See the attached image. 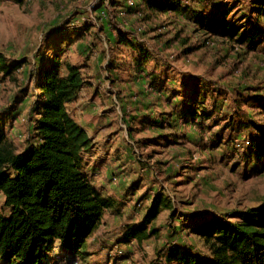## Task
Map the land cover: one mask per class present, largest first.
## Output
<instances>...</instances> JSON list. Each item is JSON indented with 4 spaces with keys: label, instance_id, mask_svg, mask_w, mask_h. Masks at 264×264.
<instances>
[{
    "label": "rangeland",
    "instance_id": "1",
    "mask_svg": "<svg viewBox=\"0 0 264 264\" xmlns=\"http://www.w3.org/2000/svg\"><path fill=\"white\" fill-rule=\"evenodd\" d=\"M221 2L206 0L203 6L216 7ZM110 3L105 0L86 10L79 0H22L20 3L0 0V50L11 59V64L25 57L27 63L12 76L0 80V134L5 130L16 150H25L26 139L33 135L32 125L25 117L26 110L21 111L19 118H13L10 111L14 110L12 114L15 115V109H22L19 100L27 107L30 105L33 82H26L25 78L38 63L44 45L54 43L49 42L51 37L46 36V32L62 20L75 23L86 39L73 36L70 46L63 44V52L58 56L71 63H84L89 86L80 92L77 102L68 111L92 137L93 145L84 154L92 184L113 196L120 207L119 214H108L104 218L89 240L91 256L88 262L73 264H165V252L174 247L205 258L203 251L207 253L208 249L203 240L188 231L190 225L185 226L191 213L230 216L236 211L256 207L264 200V174L252 175L253 165L246 166L242 155L237 154L234 161L229 162L227 158L219 162L223 152L221 148L215 150L214 143L216 138L223 137L219 133L223 122L219 126L207 122L200 128L179 124L174 129L162 131L141 124L156 112L167 109H150L151 104L162 98L161 93L150 84V76L145 78L137 70L129 74L128 48L121 54L115 49V35L107 19H101L102 12L114 11ZM212 11L209 9L205 13L210 15ZM152 14V10L144 6L138 17L131 14L126 22L131 26L135 24L130 30L132 41L144 45L150 57L162 62L154 69L157 62L150 61L147 69L160 71L158 73L166 80L161 78L160 81L167 90L183 94L184 85L195 84L191 82L192 77H201L220 88L223 107L231 105L238 96L241 100H250L254 95L264 97V40L252 50L234 38L229 40L226 35L212 36L210 42L205 43L206 36L197 29L199 26L181 10ZM147 15L152 16L143 20ZM118 19V27L125 30L122 18ZM99 23L103 30L94 27ZM243 25L242 30L247 29ZM148 29H155V32H147ZM157 33L164 35L161 41L171 39L169 49L165 50L161 41H157ZM182 40L187 44L182 45ZM186 47H192V52L185 54ZM52 53L49 47L45 57L50 60ZM167 96H171L170 92ZM177 101L176 96L173 102ZM245 103L244 115L264 124V114L252 102ZM226 130L224 141L230 137V130ZM170 132L176 135L173 143L168 138L157 137L158 133ZM129 140L134 143L132 147H129ZM241 142L238 136L234 144L239 147ZM226 151L236 158V151L241 149L236 150L231 142ZM162 190L171 205L162 209L151 222L155 236L134 248L120 242L122 227L141 225L152 198ZM0 212L7 214L1 196ZM53 252L45 264H61L57 259L59 251Z\"/></svg>",
    "mask_w": 264,
    "mask_h": 264
},
{
    "label": "trees",
    "instance_id": "2",
    "mask_svg": "<svg viewBox=\"0 0 264 264\" xmlns=\"http://www.w3.org/2000/svg\"><path fill=\"white\" fill-rule=\"evenodd\" d=\"M110 1L114 11L105 13V18L117 31L115 49L121 54L128 48L130 53L127 57L131 59L129 74L137 70L145 78L150 76V84L161 93L162 98L151 104L150 109L160 107L168 110L156 112L149 121L143 120L141 124L162 131L174 129L179 124L200 128L207 122L216 126L223 122L219 132L223 137L216 138L214 143L215 150L221 148L223 152L219 155V162H225L227 158H230L229 162L234 161L237 154L242 155L246 166L253 165L252 175L264 174V124L246 117L243 112V104L252 102L264 114V97L254 95L250 101L241 100L238 96L226 108L222 106L220 88L201 77H192L191 82L195 84L184 85L183 94L167 90L160 81V71L147 69L150 61L157 62L156 57H150L144 45L132 41L130 30L133 25L126 22V17L131 14L138 17L144 6L149 7L154 16L158 12L168 14L179 9L199 26L197 29L206 36L205 43H209L212 36L226 35L229 40L234 38L237 43L247 44L252 50L264 40V0H220L221 4L216 7L203 6L206 0H134L132 6L128 0ZM239 4L240 7L234 10ZM209 9L214 13H205ZM152 15L145 16L143 20ZM119 16L125 30L117 25L120 23ZM238 21L244 22L247 29L242 30L244 25ZM74 24L62 20L46 32V36L51 37L49 42L54 43L44 45L38 63L25 78L26 82H33L30 105L27 107L19 100L22 109H15V115L12 114L14 110L10 111L13 118H19L26 110L25 117L32 125L33 135L30 140L26 139L25 150L18 152L5 130L0 134V196L7 210V214L0 212L1 264H45L54 250L59 251L57 259L61 264L87 263L91 256L89 240L108 213L119 214L113 197L104 195L91 182L84 154L93 145L92 137L68 111L77 102L80 92L89 86L84 63H71L67 59L60 60L58 56L63 52V44L70 46L73 36L86 39ZM94 27L103 30L102 24ZM66 30L67 35L64 33ZM149 31L155 32V29ZM156 36L157 41H161L164 35L157 33ZM160 43L167 50L171 39L165 38ZM181 44L186 45V40H182ZM203 44L204 41H201ZM49 47L53 52L50 60L45 57ZM192 50V47H186L184 53L189 54ZM25 59L11 64V59L0 50V80L26 66ZM160 63L158 60L154 69ZM111 66L108 68L111 69ZM168 92L171 96H167ZM176 96L178 101L174 103ZM226 129L230 130V137L224 141ZM238 136L242 142L236 147L234 141ZM157 137L168 138L173 143L176 135L174 132L158 133ZM231 142L236 150L241 149L236 151V158L227 155ZM239 162L235 163L237 167ZM164 191L152 198V205L141 225L122 227L120 242L130 243L131 246L135 243L139 247L155 236L151 222L162 209L171 205ZM191 215L190 223L185 226L190 225L188 231L203 240L208 249L207 253L203 251L205 258L174 247L165 252V264H264V200L256 207L236 211L230 216ZM111 260L109 258V262Z\"/></svg>",
    "mask_w": 264,
    "mask_h": 264
},
{
    "label": "built area",
    "instance_id": "3",
    "mask_svg": "<svg viewBox=\"0 0 264 264\" xmlns=\"http://www.w3.org/2000/svg\"><path fill=\"white\" fill-rule=\"evenodd\" d=\"M100 0H80L79 1V3H80V5L84 8V9H90V8H92V7H94L96 4H98V2H99ZM133 2H134V0H128V4L130 5V6H132L133 5ZM106 17V14H105V12H103L102 14H101V19H104ZM135 24H133V26H134ZM111 31L114 33V35H117V31L116 30H114L113 28H111ZM143 39H144V37H143ZM91 51V50H90ZM92 54V53H91ZM93 55V54H92ZM94 56V55H93ZM151 88V87H150ZM129 143H131V146H129V147H132V145L134 144L133 143V141H130L129 140ZM132 150V149H131ZM132 153H133V151H132ZM85 156V155H84ZM121 255H123V254H119V256H121Z\"/></svg>",
    "mask_w": 264,
    "mask_h": 264
},
{
    "label": "crops",
    "instance_id": "4",
    "mask_svg": "<svg viewBox=\"0 0 264 264\" xmlns=\"http://www.w3.org/2000/svg\"><path fill=\"white\" fill-rule=\"evenodd\" d=\"M116 156H117V155H116ZM86 157H87V156H86ZM117 157L119 158V156H117ZM96 186H97V185H96ZM97 187H98V186H97ZM98 188H99V187H98ZM101 190H102V192L104 193V195H106V196H111V195H107V194L104 192V189H103V188H102ZM111 197H113V196H111ZM113 199L117 202V203H116V208L118 209L117 211H119L120 203H119L114 197H113ZM108 214H110V213H108ZM108 214H107V215H108ZM107 215H106V216H107ZM110 215H111V214H110ZM113 215H117V214H113ZM106 216H105V217H106ZM126 244H130V243H126ZM133 246H134V247H137V246L135 245V243L132 244V247H133ZM101 252L104 253V251H101Z\"/></svg>",
    "mask_w": 264,
    "mask_h": 264
}]
</instances>
